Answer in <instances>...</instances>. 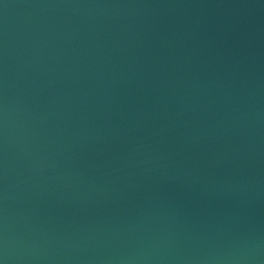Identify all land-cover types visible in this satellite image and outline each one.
<instances>
[{
	"label": "water",
	"instance_id": "1",
	"mask_svg": "<svg viewBox=\"0 0 264 264\" xmlns=\"http://www.w3.org/2000/svg\"><path fill=\"white\" fill-rule=\"evenodd\" d=\"M0 264H264V0H0Z\"/></svg>",
	"mask_w": 264,
	"mask_h": 264
}]
</instances>
